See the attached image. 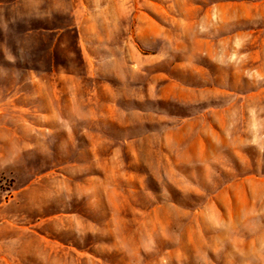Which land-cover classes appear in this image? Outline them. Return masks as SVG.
Returning <instances> with one entry per match:
<instances>
[{
	"label": "rangeland",
	"instance_id": "rangeland-1",
	"mask_svg": "<svg viewBox=\"0 0 264 264\" xmlns=\"http://www.w3.org/2000/svg\"><path fill=\"white\" fill-rule=\"evenodd\" d=\"M260 178L264 0H0V264H264Z\"/></svg>",
	"mask_w": 264,
	"mask_h": 264
},
{
	"label": "crops",
	"instance_id": "crops-1",
	"mask_svg": "<svg viewBox=\"0 0 264 264\" xmlns=\"http://www.w3.org/2000/svg\"><path fill=\"white\" fill-rule=\"evenodd\" d=\"M250 181L251 180H249V179H244V180L238 182V184H234L233 187L243 188V191L246 192V190L250 187V183H251ZM258 182L264 183V178L258 179ZM233 189H235V188H233Z\"/></svg>",
	"mask_w": 264,
	"mask_h": 264
}]
</instances>
